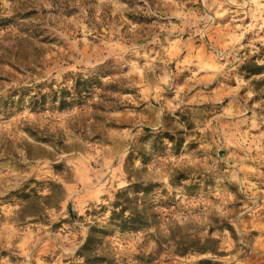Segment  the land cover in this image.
Listing matches in <instances>:
<instances>
[{
	"label": "rangeland",
	"instance_id": "rangeland-1",
	"mask_svg": "<svg viewBox=\"0 0 264 264\" xmlns=\"http://www.w3.org/2000/svg\"><path fill=\"white\" fill-rule=\"evenodd\" d=\"M137 182L159 225L122 233ZM50 183L63 201L17 221ZM90 226L116 264L176 227L223 256L157 264H264V0H0V264L72 261Z\"/></svg>",
	"mask_w": 264,
	"mask_h": 264
},
{
	"label": "trees",
	"instance_id": "trees-1",
	"mask_svg": "<svg viewBox=\"0 0 264 264\" xmlns=\"http://www.w3.org/2000/svg\"><path fill=\"white\" fill-rule=\"evenodd\" d=\"M259 73H252V75ZM56 93L51 89L48 95L39 93L31 97L32 107L44 106L46 101L51 105L55 102ZM58 167V166H57ZM37 184V183H36ZM153 186H142V183H133L127 189L118 190L111 205L109 223L118 231L125 233H137L151 228H157L159 225V215L154 211L153 204L147 199ZM49 195L41 196L37 189H22L17 199L21 201L20 209L14 214L17 221L23 222L26 218L39 219L45 209L49 207V202L56 199V204L63 201V189L61 185L50 183ZM58 193V194H57ZM106 232L98 226H90L86 239L75 252L72 261H66L63 264H116L114 258L103 248V238ZM154 249L147 256L141 257V264H157L162 254L172 251L177 257L186 255H205L223 256L219 251L218 241L214 239L201 240L183 233L182 228L176 227L169 229L167 237L155 236ZM0 250V256H3ZM199 264H211L210 261H200Z\"/></svg>",
	"mask_w": 264,
	"mask_h": 264
},
{
	"label": "crops",
	"instance_id": "crops-1",
	"mask_svg": "<svg viewBox=\"0 0 264 264\" xmlns=\"http://www.w3.org/2000/svg\"><path fill=\"white\" fill-rule=\"evenodd\" d=\"M200 47V46H199ZM199 50V49H198ZM195 53V52H194ZM206 54H208V52H206ZM209 65V63H207Z\"/></svg>",
	"mask_w": 264,
	"mask_h": 264
}]
</instances>
